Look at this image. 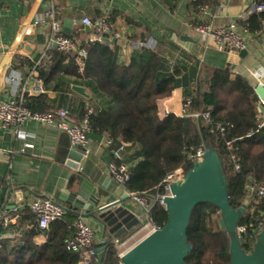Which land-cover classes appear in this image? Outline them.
Listing matches in <instances>:
<instances>
[{"label":"trees","instance_id":"trees-1","mask_svg":"<svg viewBox=\"0 0 264 264\" xmlns=\"http://www.w3.org/2000/svg\"><path fill=\"white\" fill-rule=\"evenodd\" d=\"M217 3L218 0H190L189 11L195 28L204 23L201 18L204 7ZM263 20L264 12H253L243 23L248 31L260 32ZM168 46L164 41L154 47L140 46L125 64L118 61L115 47L94 41L87 46L83 65L77 53L52 47L46 61L37 66L38 76L46 84L55 82L54 88L63 92L69 84L63 83L61 76H74L77 83L85 84V80L91 81L87 85L95 83V89L107 96L108 103L93 107L89 116V137L100 140L107 134L111 148L125 142L128 150L139 156L136 163H130L132 157L124 159L131 172L128 190L146 195L153 202L150 216L159 225L166 223L167 212L154 198L164 193L166 176L181 166L189 168L190 156L205 143L215 146L224 158L232 205L239 206L247 200L248 211L240 226L245 228L242 235L250 251L254 243L253 230L264 214V197L249 189L264 183V124L257 93L246 77L230 67L208 68L198 59L191 65L184 61L172 63L168 53L174 51V47L170 45L168 49ZM19 60L20 66H32L28 59ZM180 86L190 88L186 95L191 98L188 112L208 110L211 123L175 113L159 115L160 100L172 96ZM25 104L39 112L58 108L50 105L46 94L26 95ZM85 104L82 103L80 120L86 113ZM217 124L225 130L218 129ZM233 156L238 157V161ZM218 212V208L208 203L195 208L188 229L193 244L187 258L190 264H229L228 236L218 224L214 225V215ZM78 218L66 213L49 229H40L35 214L28 207L24 208L18 221L10 225L21 229L22 235L17 241L0 242V264H85L82 254L72 251L67 244L75 233L73 223ZM3 229L1 226L0 231ZM39 236L45 239L38 242ZM95 247H105L104 254L101 259L97 255L90 264H121L113 241Z\"/></svg>","mask_w":264,"mask_h":264},{"label":"crops","instance_id":"crops-1","mask_svg":"<svg viewBox=\"0 0 264 264\" xmlns=\"http://www.w3.org/2000/svg\"><path fill=\"white\" fill-rule=\"evenodd\" d=\"M254 1L218 0L215 6L206 5L201 15L204 23L215 27H226L232 23L237 25L248 52L245 57H241L236 50L219 49L211 39L205 40L197 32L192 23L193 15L189 11L190 0H0V99L13 98L14 86L5 80L11 71L16 70L26 78V95L46 94L51 106L69 107L78 120L83 102L93 107L108 103L107 96L95 89V83L87 85L91 81L77 83L74 76L62 75L60 80L69 84L63 92L54 88L55 82L46 84L38 76L37 66L46 61L52 50L48 46L52 28L49 20H36L52 4L63 32L74 35L81 43H85L93 33L92 27L91 30L87 29L82 20L106 18L112 30L120 33L119 37H108L117 40L114 45H110L117 50L120 63L128 64L140 46L154 47L159 41H164L168 43V49L170 45L174 47V51L168 53L172 63L184 61L191 65L198 59L208 68L230 67L246 77L254 88L258 84L264 85V35L248 31L243 22L249 16L242 17ZM28 29L31 30L30 35L25 34ZM183 35L196 40L191 50L181 43ZM20 36L23 39L19 43ZM25 42L34 45L31 54L24 51ZM20 58L28 59L32 66H20ZM38 79L42 81L41 93L34 91ZM75 85L84 87L89 97L75 91ZM189 89V86H180L172 96L160 100L159 115L163 117L166 112L183 115L184 100ZM258 105H261L259 98ZM260 112L264 124V111L261 108ZM63 141H70L64 132L35 120H28L24 124L21 135L0 125V209H6L11 201L19 207L44 196L57 200L66 187L75 190L72 183L75 171L56 160ZM111 145L109 136L104 134L100 140L90 138L88 146L83 147L94 156L96 164L106 174L113 151L119 147L111 148ZM128 148L127 144L124 159L132 157L130 163H136L139 156ZM16 193L22 194V201L17 202L12 198ZM124 207L127 213L129 210L136 216L141 214V208L132 199L124 202ZM87 221L95 229L98 242L106 239L103 227L98 222L93 219ZM21 235L22 230L17 227L4 228L0 231V242L17 241ZM44 239V236H39L36 240L41 242Z\"/></svg>","mask_w":264,"mask_h":264},{"label":"water","instance_id":"water-1","mask_svg":"<svg viewBox=\"0 0 264 264\" xmlns=\"http://www.w3.org/2000/svg\"><path fill=\"white\" fill-rule=\"evenodd\" d=\"M85 27L91 30V26ZM101 41L114 45L117 40L103 37ZM195 42L191 36H181V43L190 50ZM33 49L34 45L25 42L26 53L31 54ZM232 50L225 47V51ZM247 53L244 49L240 56L245 57ZM73 89L89 97L84 87L75 85ZM255 91L258 98L264 100V85L258 84ZM260 108L264 111V105L261 104ZM204 149V155L192 163L183 178L170 184V194L163 199L167 212L164 226L127 250L120 257L121 264H190L187 258L193 251V244L189 240L188 229L194 210L201 203L211 204L220 211L219 226L228 236L229 264H264V214L253 230L254 243L248 251L239 232L240 223L248 211L247 200L239 206L232 205L224 158L212 144L205 143ZM56 160L75 171L72 178L75 190L66 187L56 200L66 213L98 222L107 242L122 240L139 225L138 217L125 210L124 202L130 199L125 187L103 173L92 154L83 147H72L70 141H63ZM20 195L16 193L12 198L22 201ZM16 206V202L11 201L6 209ZM104 250L105 247L96 248L99 259L103 257Z\"/></svg>","mask_w":264,"mask_h":264},{"label":"built area","instance_id":"built-area-1","mask_svg":"<svg viewBox=\"0 0 264 264\" xmlns=\"http://www.w3.org/2000/svg\"><path fill=\"white\" fill-rule=\"evenodd\" d=\"M253 12H264V2L256 3L254 1L253 5L242 17L246 18ZM47 20L51 22L52 28L48 46H56L58 50L66 53H77L79 62L81 63L83 62V58L87 56V46L90 42L101 41L102 37L120 36V33L112 30V26L106 18H100L98 20L84 18L82 20L83 23L91 26L93 33L85 43H81L75 38L64 34L62 24L56 17V10L53 4L43 12L40 18H37L36 22H44ZM196 30L205 40L211 39L221 50H225V47H229L241 52L247 48L235 23L226 27H215L212 24L204 23L196 27ZM260 33L264 35V20ZM25 34L30 35L31 30H26ZM22 39L23 37L20 36L18 42L20 43ZM25 79V76L16 70L11 71L6 77L5 81L7 84L14 86V96L8 100L0 99V125L6 129H13L17 135H21L23 134L24 124L28 120H35L56 127L62 132L67 133L73 146L87 147L90 141L89 133L91 131L89 116L94 111L93 106L90 103L85 104L86 113L81 120H77L73 116L70 108L65 106L45 112L33 111L25 104L27 92L26 86L24 85ZM41 83L42 81L38 79L34 88L36 93L43 92ZM260 101L261 104L264 105V100L260 99ZM190 103L191 98L186 97L183 115L203 118L208 123L212 122L211 114L208 110L203 112H188L187 107ZM169 113L170 112H166V115ZM217 128L222 131L225 130L220 124H217ZM126 148L127 143L122 142L119 147L113 151V158L108 164L107 171L114 180L125 187L130 199L141 208V214L137 216L140 220L139 225L136 226L126 238L120 241H114V245L118 249V255L120 257L147 235L163 227L154 222L150 216L153 202L150 201L146 195L133 193L128 190L131 172L128 165L124 163V152ZM204 152V146L198 148L196 152L190 156L192 163L201 158ZM233 159L238 161L239 158L233 156ZM236 168H240L237 162ZM187 170L188 168L186 166H181L170 172L164 179V193L157 195L154 201L163 204L165 196L170 194V184L183 178ZM249 189L251 192H255L259 197H264V183L257 187H250ZM27 207L35 214L37 225L40 229H49L52 223L61 219L66 214L65 209L58 205L54 198L44 196L33 199L13 209H0V227L9 228L11 224H15L20 217L21 210ZM73 225L75 227V233L67 240L68 248L72 251L80 252L83 256V262L85 264H90L98 255L95 245L105 243L107 240L103 239L98 242L95 229L85 219L79 217L74 221ZM244 231L245 228L239 226V232L242 234Z\"/></svg>","mask_w":264,"mask_h":264},{"label":"rangeland","instance_id":"rangeland-1","mask_svg":"<svg viewBox=\"0 0 264 264\" xmlns=\"http://www.w3.org/2000/svg\"><path fill=\"white\" fill-rule=\"evenodd\" d=\"M219 218H220V211L214 215V225L215 224L219 225Z\"/></svg>","mask_w":264,"mask_h":264}]
</instances>
